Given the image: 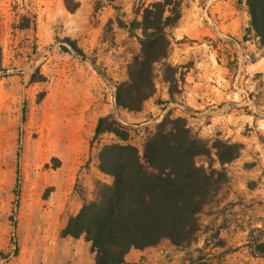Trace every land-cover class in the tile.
<instances>
[{"label": "rangeland", "instance_id": "1", "mask_svg": "<svg viewBox=\"0 0 264 264\" xmlns=\"http://www.w3.org/2000/svg\"><path fill=\"white\" fill-rule=\"evenodd\" d=\"M152 1L80 0L71 12L64 0H0V264H94L91 243L84 236L63 237L62 224L95 197L99 182H112L99 170L98 154L118 139L108 132L93 139L96 120L112 114L128 128L125 142L142 151L164 118L157 120L159 111L119 109L114 99L120 74L140 50L138 38L119 26V19L128 24L141 3ZM181 8L186 22L174 29L178 34L170 32L172 64L196 43L206 49L216 44L223 52L232 37L257 38L247 31L249 16L240 0H182ZM189 28L195 34L183 33ZM78 32L83 54L64 41ZM259 54L261 59L264 49ZM191 64L174 65L184 74ZM156 74L158 93L161 64ZM209 209L200 220L210 216ZM208 225L189 245L159 244L183 252L182 264H264V252H255L256 244L264 243V221L224 250L214 227L211 241L196 246ZM136 263L126 258V264Z\"/></svg>", "mask_w": 264, "mask_h": 264}, {"label": "trees", "instance_id": "2", "mask_svg": "<svg viewBox=\"0 0 264 264\" xmlns=\"http://www.w3.org/2000/svg\"><path fill=\"white\" fill-rule=\"evenodd\" d=\"M240 1L249 16L247 31L255 34L264 49V0ZM64 2L71 12L80 6V0ZM181 2L141 3L128 24L119 19V26L140 43L139 52L127 65V79L117 83L119 109L139 112L155 95L157 64L169 84L170 99L181 91L183 73L167 61L172 47L167 30L179 22ZM64 41L83 54L75 39ZM107 132L118 140L102 146L98 168L112 182L98 183L95 197L69 217L62 236H84L95 253L94 264H126L131 249L143 250L164 240L176 246L195 241L201 213L229 181L227 164L240 156L244 144L221 137L202 138L185 117L170 113L147 135L142 151L125 142L128 128L112 114L98 119L93 139ZM19 172L18 165L17 194ZM258 250L264 252V243L256 244Z\"/></svg>", "mask_w": 264, "mask_h": 264}, {"label": "crops", "instance_id": "3", "mask_svg": "<svg viewBox=\"0 0 264 264\" xmlns=\"http://www.w3.org/2000/svg\"><path fill=\"white\" fill-rule=\"evenodd\" d=\"M183 22L186 21L182 14L179 22L168 28L169 36L170 32L178 34L179 31L174 29L178 30ZM185 32L195 34L191 28L183 30ZM80 36L81 32H78L73 38L77 40ZM258 45V38L246 39L243 36L230 38L225 44L227 50L223 52L216 44L207 49L202 43L191 45L184 55L173 61L174 64L192 63L184 67L187 71L179 82L181 91L170 99L169 84L160 75L158 83L162 90L155 93L153 100L161 98L165 103L160 105L147 100L141 110V113L159 111L155 114L157 120L168 113L173 117L183 116L203 138L218 136L244 144L240 156L227 164L229 181L220 191L217 201L205 208H210L211 214L200 222L202 228L207 223L209 225L196 246L211 241L209 229L214 227L222 238L221 249H228L241 243L251 228L264 221V56L258 59L263 50ZM120 76L121 81L127 79L126 72ZM261 200L263 204H260ZM79 210L68 216L62 230L69 217ZM236 224L239 227L234 231ZM182 257L183 252L172 248L165 250L159 244L143 250L133 248L126 258L138 262L136 264H182Z\"/></svg>", "mask_w": 264, "mask_h": 264}, {"label": "built area", "instance_id": "4", "mask_svg": "<svg viewBox=\"0 0 264 264\" xmlns=\"http://www.w3.org/2000/svg\"><path fill=\"white\" fill-rule=\"evenodd\" d=\"M114 99H116V92L114 93Z\"/></svg>", "mask_w": 264, "mask_h": 264}]
</instances>
